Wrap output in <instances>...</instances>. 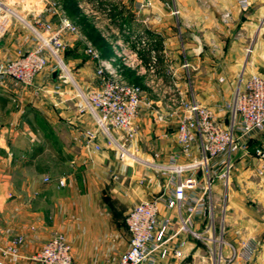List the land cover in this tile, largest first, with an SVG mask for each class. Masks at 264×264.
Segmentation results:
<instances>
[{"label":"crops","instance_id":"0c3cea01","mask_svg":"<svg viewBox=\"0 0 264 264\" xmlns=\"http://www.w3.org/2000/svg\"><path fill=\"white\" fill-rule=\"evenodd\" d=\"M246 1L247 9L264 11V0ZM140 2L147 4L140 7ZM114 4L122 24L131 29L145 27L153 32L157 39L158 65L166 84L168 72L173 69L179 88L184 90L189 85L202 104L232 98L240 73L243 72V78L249 68L241 62L249 34L242 32L246 21L239 0H115ZM171 9H177L179 15H172ZM224 11L231 12L227 22L221 20ZM118 25L121 27L120 23ZM193 35H199L204 42V53L200 57L192 54ZM99 37L107 48L106 53L95 46L100 56L107 58L109 45L100 34ZM75 42L70 43V51ZM22 43L24 47L32 45L29 38ZM212 43L218 47L214 52ZM19 45L14 35L7 34L0 41V55L13 53ZM184 56L193 63L187 71L180 67ZM69 61L79 62L75 69L78 76L89 74L93 67L85 55ZM123 76L139 86L149 99H156L147 84L148 77L136 75L129 68L123 70ZM79 78L82 81L84 75ZM92 80L95 87L99 85L93 71ZM83 84L87 88L88 84ZM66 88L63 84L58 89L63 92L56 105L58 115H41L52 122L46 131L28 132L26 121L21 125L24 131L18 129L19 112L8 120L9 127L0 118V125L3 124L0 126V259L3 258L1 249L13 237L22 235L24 239L19 256L4 257V264H39L28 256L38 251L54 232L66 236L74 263L116 264L128 247L129 235L124 223L127 210L140 200L158 195L166 185L163 176L145 171L137 163L119 161L114 149L100 135L95 141L101 146L99 150L92 144L73 141L74 127H93L94 123L88 114L78 113L75 105L79 101L70 93L64 95ZM0 91L12 95L9 90L0 88ZM25 101L31 102V96L26 95ZM7 105L8 101L0 97V110L9 113ZM34 105L46 109L41 100ZM59 116L67 121L68 130L60 126L56 129ZM137 121L140 131L130 149L143 158L159 153L155 160L165 162L169 153L178 149L174 120L155 124L142 112ZM21 139L30 143L22 146ZM252 174L249 163L239 161L228 186L225 188L220 181V186L217 184L212 192L214 235L219 237L222 229V254L230 253L228 244L238 250L242 241L251 240L256 246L251 259L236 256L227 264H264V185L261 187L250 180ZM45 177L49 181H44ZM59 179L64 182L62 186L58 185ZM221 195V221L216 225L219 216L215 210ZM160 210L173 219L177 216L175 209L166 210L161 205ZM206 220V216L195 218L192 229L204 230ZM172 242L182 250L184 259L180 264H203L211 244L198 241L187 232ZM216 247L219 249L218 243Z\"/></svg>","mask_w":264,"mask_h":264},{"label":"built area","instance_id":"2783aa9c","mask_svg":"<svg viewBox=\"0 0 264 264\" xmlns=\"http://www.w3.org/2000/svg\"><path fill=\"white\" fill-rule=\"evenodd\" d=\"M114 1L77 0L78 8L109 45L110 55L103 58L68 15L61 0H0V41L11 33L20 43L13 53L0 55V88L11 91L18 106L26 95L33 97L47 91L48 79L59 96L63 93L58 90L59 86L72 82L81 99L76 109L79 114H88L94 126L74 127L71 139L92 144L99 150L101 146L95 141L100 135L114 149L119 161L130 160L165 178L162 192L138 201L127 210L124 222L129 235L128 247L116 264H180L184 259L182 250L172 241L184 232L198 241H210L212 245L207 249L212 264H227L236 256L251 259L256 250L251 240L242 241L238 250L228 244L230 253L222 254V229L219 237L214 235L212 188L217 180L226 188L231 171L239 161L252 165L253 175L264 185V71L251 73L245 80L241 75L232 98L202 104L189 85L184 90L179 88L173 69L168 72V83L164 82L153 32L145 27L131 29L122 24ZM146 4L140 2V7ZM247 6L246 0H239L241 10ZM170 12L179 15L177 9ZM230 18L231 12L221 13L222 22ZM28 38L32 45L24 47L22 42ZM191 39L195 45L192 54L200 57L204 42L199 35ZM74 41L82 44V52L93 65L94 76L99 81L98 86L86 92L77 86L65 60V53ZM217 48L211 44L212 52ZM248 52H251L249 48ZM180 67L187 71L193 63L184 56ZM125 68L148 77L147 84L156 101L145 96L139 86L125 80ZM55 70L58 75L54 81L51 74ZM222 80L220 77L219 81ZM142 112L155 124L170 120L176 124L178 149L171 151L165 162L155 160L159 153L143 158L130 149L140 131L137 120ZM44 181H49L48 177ZM63 184L59 179L58 185ZM161 205L166 210L175 209L177 216L173 219L161 214ZM202 216L207 217L205 229H192L194 219ZM23 242L22 235L13 237L1 249L2 257L19 256ZM3 258L0 264H4ZM28 258L39 264H76L71 244L61 232H54Z\"/></svg>","mask_w":264,"mask_h":264},{"label":"rangeland","instance_id":"374dc122","mask_svg":"<svg viewBox=\"0 0 264 264\" xmlns=\"http://www.w3.org/2000/svg\"><path fill=\"white\" fill-rule=\"evenodd\" d=\"M74 3H75V9L72 11L71 19L79 26V28L85 35H86V32H85L86 26H90L94 30V32L97 35H99V31L94 27V24L92 23V21L89 18H87V16H85L81 12V10L78 8L77 0H75ZM242 14L245 17V21H246L244 28L242 29V32H247V34H249V37H247V40L245 42L246 45L244 46V54L241 59V62H243L244 65L249 67L247 74H245V76L243 77V80H245L246 76L251 73H255L257 71H264V11L246 9L242 12ZM247 48L251 50V52H248V54H246ZM76 56L78 58H84V54L82 52V44L79 41L74 43V48L72 51L65 54V60L69 64V67L71 69L70 70L71 75L74 78L77 86L79 87V89H81V91L86 92L87 89L95 87V81L92 80L93 67L92 68L90 67L89 74L86 75V74L81 73L78 76L75 69L77 68V63L79 62L73 61L70 63L69 61ZM83 75H84V78L82 79V81L78 80V78ZM240 75H242V72L240 73ZM240 77L241 76H239V78ZM83 82H86V84H88L87 88H85ZM45 83L47 84V87H48L47 89H45L47 91L45 92L43 91L42 94L33 95V97H31L32 98L31 102L30 101L26 102L24 99L20 104H18V106L16 105V102L13 101V98H14L13 95H7L4 92L0 91V93H2L0 97L8 101L7 107H8L9 113L8 111L3 112L4 110H0V115H1L0 118H1V121L4 122V125L6 124V126L9 127L10 123L8 122V120H10V118L13 117L12 115L19 112L20 117L18 119V129H23L21 128V125H22V122L24 121L27 122L26 130H28V132H33L35 134L37 131H40L41 129L46 131L50 128L52 122H49V121L51 120L47 121L46 119L42 118L41 115L43 114L46 116H52L54 114L57 116L58 112H57L56 105H57V102H59L58 99L61 95L59 96V94L57 93L58 91L56 92V90L50 86L52 84L50 79L46 80ZM64 85L67 86L66 88L67 91L64 93V95L66 94L69 95L70 93L71 95H74L76 97L77 101L81 100L78 95V89L72 82H68L67 84H64ZM39 100H41V103L45 104L46 109L44 108V110H42L41 108L39 109L37 108V106L34 105V102L39 101ZM21 105H23L22 108L20 107ZM66 122L67 121H64L60 117L59 122H57L58 124H55L56 129L58 128V126H60L59 127L60 129L68 130ZM47 125H50V126H47ZM258 139L259 138L256 139V142H258ZM21 141H22L21 142L22 146H25L24 145L25 142L27 144L30 143L29 140H25V139H21ZM36 143L37 141L34 142V145ZM127 161H130V160H127ZM130 163H133V162L130 161ZM249 166L250 168H252L251 167L252 165H249ZM140 167H142V169H144L145 171L148 170L150 173L151 172L155 173L153 170L147 167H144L143 165H140ZM233 172H234V169L231 171L230 178L232 177ZM156 175L158 174L156 173ZM249 179L256 181L258 184H260L261 187L263 186V183L259 181V179L253 174L249 175ZM217 184L218 185L221 184L219 180H217L214 183L213 188H212L213 191H215ZM221 199H222V195L219 197L218 204L215 210L217 212V215L219 216L216 221V225L219 221H221L220 211L222 210V207H223V203L221 202ZM210 257H211V254L209 250L207 249L205 252V259L207 261V264H212Z\"/></svg>","mask_w":264,"mask_h":264},{"label":"trees","instance_id":"16d2710c","mask_svg":"<svg viewBox=\"0 0 264 264\" xmlns=\"http://www.w3.org/2000/svg\"><path fill=\"white\" fill-rule=\"evenodd\" d=\"M66 9V12L70 17H72V11L75 9V0H61ZM85 32L88 38L92 40L94 45L102 50L103 53H106L107 48L103 42V40L97 35L94 30L90 26H86ZM70 50L68 49L65 54L69 53ZM125 223V222H124Z\"/></svg>","mask_w":264,"mask_h":264},{"label":"water","instance_id":"95a60500","mask_svg":"<svg viewBox=\"0 0 264 264\" xmlns=\"http://www.w3.org/2000/svg\"><path fill=\"white\" fill-rule=\"evenodd\" d=\"M57 75H58V71L57 70L53 71V73L51 74V77H52V79L54 81L57 79Z\"/></svg>","mask_w":264,"mask_h":264}]
</instances>
